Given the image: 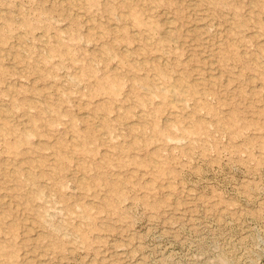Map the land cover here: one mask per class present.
Wrapping results in <instances>:
<instances>
[{"label":"rangeland","instance_id":"374dc122","mask_svg":"<svg viewBox=\"0 0 264 264\" xmlns=\"http://www.w3.org/2000/svg\"><path fill=\"white\" fill-rule=\"evenodd\" d=\"M0 264H264V0H0Z\"/></svg>","mask_w":264,"mask_h":264},{"label":"bare ground","instance_id":"6f19581e","mask_svg":"<svg viewBox=\"0 0 264 264\" xmlns=\"http://www.w3.org/2000/svg\"><path fill=\"white\" fill-rule=\"evenodd\" d=\"M128 1H129V0H128ZM130 3H131V2H130ZM134 16H135V15H134ZM133 18H134V17H133ZM137 21H138V24H142V22H143V21L141 22L140 19H138ZM137 21H136V22H137ZM139 22H140V23H139ZM134 23H135V19H134ZM145 24H146V22H145ZM136 25H137V24H136ZM149 25H150V23H149ZM138 26H139V25H138ZM151 26H152V25H151ZM139 27H140V26H139ZM146 27H147V26H146ZM150 28H151V27H150ZM150 28H149V29H150ZM175 29H176V28H175ZM168 30H169V29H168ZM157 67H158V65H157ZM157 67H156V68H157ZM153 68H154V67H153ZM157 70H158V69H157ZM161 70H162V69H161ZM158 71H159V70H158ZM158 71H157V72H158ZM165 71H166V70H165ZM161 72H163V71H161ZM169 73H170V72H169ZM155 74H156V72H155ZM163 74H165V73H163ZM165 75H166V74H165ZM157 76H158V75H157ZM159 76H160V75H159ZM167 78H169V76H167ZM178 78H179V77H178ZM180 78H181V77H180ZM164 79H165V78H164ZM169 79H170V78H169ZM166 80H167V79H166ZM177 80H179V79H177ZM146 81H147V80H146ZM171 82H172V81H171ZM138 83H139V82H138ZM141 83H142V82H141ZM149 83H150V84H149ZM190 83H191V82H190ZM133 84H134V83H133ZM148 84L151 85V82H148ZM155 84H156V83H155ZM159 84H160V83H159ZM180 84H181V83H180ZM137 85H138V84H137ZM142 85H143V83H142ZM156 85H157V84H156ZM168 85H169V83H168ZM177 85H178V83H177ZM186 85H187V84H186ZM132 86H133V85H132ZM134 86H135V84H134ZM147 86H148V85H147ZM187 86H188V85H187ZM187 86H186V87H187ZM141 87H143V86H141ZM152 87H154V86L152 85ZM152 87H151V88H152ZM159 87H160V86H159ZM170 87H171V86H170ZM174 87H175V86H174ZM177 87H178V86H177ZM184 87H185V86H184ZM193 87H194V86H193ZM146 88H147V87H146ZM146 88H145V89H146ZM154 88H155V87H154ZM162 88H163V87H162ZM167 88H169V87H167ZM142 89L144 90V87H143ZM148 89H149V88H148ZM155 89H156V88H155ZM155 89H154V90H155ZM158 89H159V88H158ZM180 89H182V88H180ZM180 89H179V90H180ZM184 89L187 90V88H184ZM160 90H162V89H160ZM149 91H150V89H149ZM170 91H171V90H170ZM173 91H174V90H173ZM173 91H172V92H173ZM180 91H181V90H180ZM153 92H155V91H153ZM150 93H151V91H150ZM182 93H183V92H182ZM185 93H187V91H186ZM185 93H184V94H185ZM158 94H159V92H158ZM160 94H161V93H160ZM154 95H156V94L153 93V95H151V96H154ZM163 96H164V95H163ZM167 96H168V95H167ZM171 96H172V95H171ZM194 97H195V96H194ZM148 98H149L148 100L151 101V99H152L153 97H152V98L148 97ZM148 100L146 99V102H147ZM165 101L167 102V100H165ZM143 102H145V101H143ZM166 102H165V103H166ZM150 103H152V101H151ZM167 105H168V104H167ZM171 106H172V102H171ZM179 107H180V105H179ZM181 109H182V107H181ZM194 109H195V108H194ZM196 110H197V109H196ZM194 113H195V112H194Z\"/></svg>","mask_w":264,"mask_h":264}]
</instances>
